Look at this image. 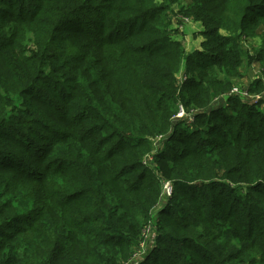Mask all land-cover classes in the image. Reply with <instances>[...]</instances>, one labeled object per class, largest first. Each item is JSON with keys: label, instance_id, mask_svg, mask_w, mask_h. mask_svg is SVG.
Returning a JSON list of instances; mask_svg holds the SVG:
<instances>
[{"label": "trees", "instance_id": "trees-1", "mask_svg": "<svg viewBox=\"0 0 264 264\" xmlns=\"http://www.w3.org/2000/svg\"><path fill=\"white\" fill-rule=\"evenodd\" d=\"M178 1L0 0V264H264V0Z\"/></svg>", "mask_w": 264, "mask_h": 264}, {"label": "rangeland", "instance_id": "rangeland-1", "mask_svg": "<svg viewBox=\"0 0 264 264\" xmlns=\"http://www.w3.org/2000/svg\"><path fill=\"white\" fill-rule=\"evenodd\" d=\"M188 4V0H179L176 5H173L172 8L168 12V21L170 22L171 29H176L179 31L178 38L182 39L184 38V44L186 46V51L188 54H193L195 57L199 54L204 53L205 47H203V43L207 41V37L203 36V31L200 30V28L195 24L194 22H190V20H185L182 16H179V12L181 9H183ZM258 39V40H257ZM183 41V40H182ZM244 48L249 50L252 54V50L257 47L259 49V38L253 39L248 38L245 39L244 42ZM208 49V48H207ZM256 49V48H255ZM254 49V50H255ZM203 60L204 58H200ZM197 66V65H196ZM190 67V64H183L181 66V69L178 73L179 76V82L185 83L187 81V75H186V68ZM196 69V68H195ZM187 71V70H186ZM242 77L241 78H233V88L228 93L229 95H239L246 101H252L257 102L261 97L264 98V90L261 92V88H264V74L262 69L258 64H254L253 67H247L244 66L241 69ZM260 78L261 79V86L256 85V80ZM226 96L221 95L218 97H215L213 104L216 105H222L226 103ZM180 119H184L186 123L190 125V129L194 127V120L191 119L192 115H186L178 117ZM172 133V131L170 132ZM169 135V134H167ZM169 137V136H167ZM165 137V138H167ZM165 138H159L157 141V147L159 146V142L165 140ZM185 141V140H183ZM176 147H181V145H187L183 143L182 141H176L173 142ZM191 143V142H189ZM153 148V147H152ZM151 149V148H150ZM156 149V146H155ZM167 198L162 199V204H165L167 202ZM159 215V214H158ZM156 216V218L158 217ZM155 218V219H156ZM159 218V217H158ZM10 231V230H7ZM154 236H156V231L153 227H147L146 230V239H154ZM1 241V240H0ZM152 244H147L146 249L144 251H138L135 260L138 262L140 259L144 258V255L149 253L151 251ZM150 248V249H149ZM149 249V250H148Z\"/></svg>", "mask_w": 264, "mask_h": 264}, {"label": "built area", "instance_id": "built-area-1", "mask_svg": "<svg viewBox=\"0 0 264 264\" xmlns=\"http://www.w3.org/2000/svg\"><path fill=\"white\" fill-rule=\"evenodd\" d=\"M184 114L190 115V114L186 113L183 109H181L177 117L183 116ZM191 119H193V117ZM159 138H162V137L159 136L157 138V140ZM172 192H173V186H172V184L170 182L165 183L164 184V193H165V196L170 197L172 195Z\"/></svg>", "mask_w": 264, "mask_h": 264}, {"label": "crops", "instance_id": "crops-1", "mask_svg": "<svg viewBox=\"0 0 264 264\" xmlns=\"http://www.w3.org/2000/svg\"><path fill=\"white\" fill-rule=\"evenodd\" d=\"M190 22H194L195 24H197V26L200 28V30H202L203 31V27H202V25L200 24V23H197V22H195V21H193V20H190ZM182 40H183V42H185L184 41V38H182ZM185 45V44H184ZM186 47V46H185ZM263 100H264V98H263Z\"/></svg>", "mask_w": 264, "mask_h": 264}]
</instances>
